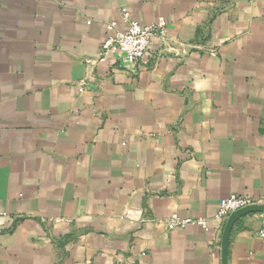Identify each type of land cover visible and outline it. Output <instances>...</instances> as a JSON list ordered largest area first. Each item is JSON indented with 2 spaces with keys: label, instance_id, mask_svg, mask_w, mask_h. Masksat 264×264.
<instances>
[{
  "label": "crops",
  "instance_id": "obj_1",
  "mask_svg": "<svg viewBox=\"0 0 264 264\" xmlns=\"http://www.w3.org/2000/svg\"><path fill=\"white\" fill-rule=\"evenodd\" d=\"M121 7L165 36L97 61ZM231 193L264 204V0H0V264H221ZM263 226L227 264H264Z\"/></svg>",
  "mask_w": 264,
  "mask_h": 264
},
{
  "label": "built area",
  "instance_id": "obj_2",
  "mask_svg": "<svg viewBox=\"0 0 264 264\" xmlns=\"http://www.w3.org/2000/svg\"><path fill=\"white\" fill-rule=\"evenodd\" d=\"M106 31L104 40L98 49V60L101 61L110 52L115 51L120 55L121 64H134L140 60L147 52L149 44L154 37L164 38L166 33L165 21L163 18L152 23H142L139 19L133 17L130 11L121 7L117 18L110 19L102 23ZM216 52H212L215 54ZM86 84L81 80L80 90H83ZM261 200L250 196L231 193L220 198L215 213V218L226 221L231 213L254 204H261ZM8 218V213L0 210V219ZM53 222H69V218L56 217L50 218ZM167 228L185 226L187 223H196L201 227L207 226L205 218H181L176 213H172L164 220ZM255 235L260 239L264 246V226L259 228Z\"/></svg>",
  "mask_w": 264,
  "mask_h": 264
},
{
  "label": "water",
  "instance_id": "obj_3",
  "mask_svg": "<svg viewBox=\"0 0 264 264\" xmlns=\"http://www.w3.org/2000/svg\"><path fill=\"white\" fill-rule=\"evenodd\" d=\"M258 210H264V204H254V205H250L248 207L239 209L231 213L230 216L226 219L224 228L222 231V235H221V264H227L226 262L227 240H228V235H229L230 228L233 222L243 214H246L251 211H258Z\"/></svg>",
  "mask_w": 264,
  "mask_h": 264
}]
</instances>
